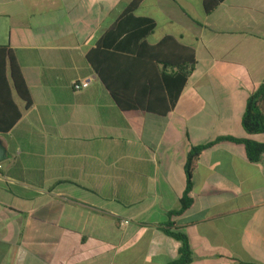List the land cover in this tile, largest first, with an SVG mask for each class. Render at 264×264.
<instances>
[{
    "label": "crops",
    "instance_id": "1",
    "mask_svg": "<svg viewBox=\"0 0 264 264\" xmlns=\"http://www.w3.org/2000/svg\"><path fill=\"white\" fill-rule=\"evenodd\" d=\"M131 1L0 0V46L32 97L25 109L12 83L4 94L22 117L0 132V264H169L182 247L173 232L189 242L188 264H264V152L253 161L232 140L203 149L193 203L170 215L191 146L264 143L242 124L264 82V0H218L210 13L204 0H143L147 42L173 35L195 49L166 115L122 110L87 59Z\"/></svg>",
    "mask_w": 264,
    "mask_h": 264
},
{
    "label": "trees",
    "instance_id": "2",
    "mask_svg": "<svg viewBox=\"0 0 264 264\" xmlns=\"http://www.w3.org/2000/svg\"><path fill=\"white\" fill-rule=\"evenodd\" d=\"M143 0H132L97 45L87 53V59L99 79L104 83L117 105L125 111L143 110L166 115L175 105L188 77L196 66L195 49L181 43L173 35L150 44L146 37L153 32L155 23L149 18L135 15ZM219 1L204 0L205 10L210 13ZM161 71L158 72V68ZM12 83L24 108L32 106V97L22 74L15 53L8 46H0V132H8L22 117V111L5 93ZM6 91V92H5ZM10 99V98H9ZM242 124L251 134L264 133V82L248 98ZM244 142L248 156L257 161L264 152V143L250 139L223 136L216 141L191 146L185 169L188 175L187 188L180 200V208L170 215H180L193 203L192 172L203 149L218 141ZM182 241L179 257L169 264H188L193 253L185 235L173 232Z\"/></svg>",
    "mask_w": 264,
    "mask_h": 264
},
{
    "label": "built area",
    "instance_id": "3",
    "mask_svg": "<svg viewBox=\"0 0 264 264\" xmlns=\"http://www.w3.org/2000/svg\"><path fill=\"white\" fill-rule=\"evenodd\" d=\"M89 80L86 79V78H82V79H77L74 81L73 83V87L76 89V90H81V89H84L86 87L89 86ZM129 221H124V223H128Z\"/></svg>",
    "mask_w": 264,
    "mask_h": 264
},
{
    "label": "water",
    "instance_id": "4",
    "mask_svg": "<svg viewBox=\"0 0 264 264\" xmlns=\"http://www.w3.org/2000/svg\"><path fill=\"white\" fill-rule=\"evenodd\" d=\"M7 147L4 144L3 139L0 137V163L7 159Z\"/></svg>",
    "mask_w": 264,
    "mask_h": 264
},
{
    "label": "rangeland",
    "instance_id": "5",
    "mask_svg": "<svg viewBox=\"0 0 264 264\" xmlns=\"http://www.w3.org/2000/svg\"><path fill=\"white\" fill-rule=\"evenodd\" d=\"M140 13H143V5L141 7V9L139 10Z\"/></svg>",
    "mask_w": 264,
    "mask_h": 264
}]
</instances>
